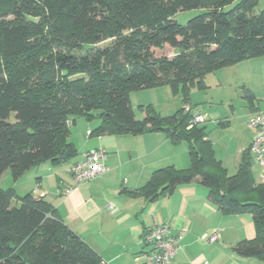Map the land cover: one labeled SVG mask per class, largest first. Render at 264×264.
Here are the masks:
<instances>
[{
    "label": "trees",
    "instance_id": "trees-1",
    "mask_svg": "<svg viewBox=\"0 0 264 264\" xmlns=\"http://www.w3.org/2000/svg\"><path fill=\"white\" fill-rule=\"evenodd\" d=\"M257 1L0 0V178L8 170L16 183L41 164L77 158L70 128L79 118L99 122L89 137L163 133L186 145L189 168L158 169L121 194L156 202L197 183L223 216L252 217L254 238L233 252L264 263V183L251 175L249 147L228 176L205 128H188L193 115L184 111L189 90H203L207 74L264 56ZM187 11L198 13L180 23ZM166 85L182 93L181 108L169 117L144 109L135 120L129 94ZM0 264L106 263L43 197L0 188Z\"/></svg>",
    "mask_w": 264,
    "mask_h": 264
},
{
    "label": "crops",
    "instance_id": "crops-1",
    "mask_svg": "<svg viewBox=\"0 0 264 264\" xmlns=\"http://www.w3.org/2000/svg\"><path fill=\"white\" fill-rule=\"evenodd\" d=\"M257 112L264 111L255 108L250 117ZM81 130L87 137L84 136V143L79 139L78 130L70 132V140L78 150L72 164L79 161L83 153L101 148L107 153L108 171L68 195L60 196V187L71 184L68 169L72 164L53 168L44 163L26 172L10 188L18 196L28 189V193L51 203L65 224L104 263L138 264L136 257L146 250L142 244L144 231L166 223L172 235L180 233L182 236L169 264H262L258 259L243 258L233 252L237 243L254 238L252 217L246 214L223 216L208 199V189L197 183L177 187L171 195L156 202L121 194L123 189L142 188L158 169H188L190 159L185 144L173 145L160 133L101 136L91 140L92 137L86 135L91 130ZM177 147L180 152L175 150ZM184 160L185 165H179ZM50 180H53L52 191L45 187ZM215 230L219 233L218 240L209 243L208 238Z\"/></svg>",
    "mask_w": 264,
    "mask_h": 264
},
{
    "label": "rangeland",
    "instance_id": "rangeland-1",
    "mask_svg": "<svg viewBox=\"0 0 264 264\" xmlns=\"http://www.w3.org/2000/svg\"><path fill=\"white\" fill-rule=\"evenodd\" d=\"M255 10L264 11V0L257 1ZM197 13L198 11L181 12L177 19L180 23H185ZM163 53L169 58L174 55V52L169 48H165ZM159 54L161 53L158 52ZM203 82V90L195 87L189 90L188 104L185 106L191 107L188 112H192V115L203 117L204 122L200 126L205 128L215 158L220 161L227 175L233 176L237 172L243 151L249 147L254 135V130L247 126L250 114L255 108L264 111V56L253 57L234 65L222 67L207 74ZM247 90L253 94V101L247 98ZM182 99L183 95L180 91L174 93L172 88L167 85L129 94L130 107L137 121H142L143 110L148 108L163 117L172 116L181 108ZM98 123L97 120L87 122L86 119L79 118L75 125L71 126L70 132L72 129L78 130L79 139L84 143L85 135L81 129L89 128L93 131ZM148 134L140 136H151ZM85 139H87L86 136ZM91 140H96V138L92 137ZM175 150L180 152V147ZM73 161L74 159L62 167L71 165ZM179 165H185V160L183 164L179 163ZM251 175L255 183H262L261 171L254 160ZM12 185L10 172L6 170L0 178V188L6 190ZM45 187L52 191L53 180L48 181ZM28 192V189L23 190L19 196Z\"/></svg>",
    "mask_w": 264,
    "mask_h": 264
},
{
    "label": "built area",
    "instance_id": "built-area-1",
    "mask_svg": "<svg viewBox=\"0 0 264 264\" xmlns=\"http://www.w3.org/2000/svg\"><path fill=\"white\" fill-rule=\"evenodd\" d=\"M189 106H184V111H189ZM204 122L201 115H193L188 122V128L200 125ZM247 126L254 130L253 138L249 145V151L253 160L261 171V180L264 183V112H257L247 121ZM89 137L90 131L86 132ZM107 153L105 150L98 148L85 152L81 159L72 164L68 173L71 177V184L60 187L58 194L66 196L75 188L89 183L103 175L108 169L105 166ZM218 230H215L208 238L209 243L218 240ZM181 234L172 235L170 225L163 223L157 224L146 229L142 238V244L145 246L144 251L136 257L138 264H169L175 257Z\"/></svg>",
    "mask_w": 264,
    "mask_h": 264
}]
</instances>
